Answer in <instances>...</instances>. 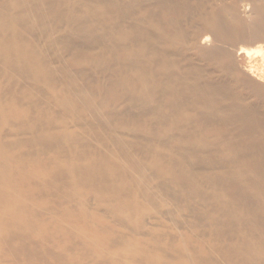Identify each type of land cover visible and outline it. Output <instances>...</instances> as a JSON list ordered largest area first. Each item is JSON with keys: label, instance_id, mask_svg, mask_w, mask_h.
Returning a JSON list of instances; mask_svg holds the SVG:
<instances>
[{"label": "bare ground", "instance_id": "1", "mask_svg": "<svg viewBox=\"0 0 264 264\" xmlns=\"http://www.w3.org/2000/svg\"><path fill=\"white\" fill-rule=\"evenodd\" d=\"M0 264H264V0H0Z\"/></svg>", "mask_w": 264, "mask_h": 264}, {"label": "rangeland", "instance_id": "2", "mask_svg": "<svg viewBox=\"0 0 264 264\" xmlns=\"http://www.w3.org/2000/svg\"><path fill=\"white\" fill-rule=\"evenodd\" d=\"M256 44V43H255ZM255 44H252V45H255Z\"/></svg>", "mask_w": 264, "mask_h": 264}]
</instances>
